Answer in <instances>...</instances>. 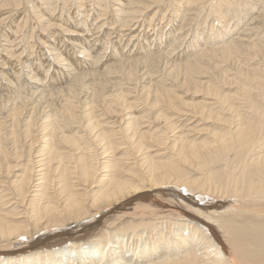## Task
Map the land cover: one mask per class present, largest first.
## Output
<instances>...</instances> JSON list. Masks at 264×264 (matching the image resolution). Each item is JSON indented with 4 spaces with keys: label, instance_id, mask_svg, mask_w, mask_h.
Listing matches in <instances>:
<instances>
[{
    "label": "bare ground",
    "instance_id": "obj_1",
    "mask_svg": "<svg viewBox=\"0 0 264 264\" xmlns=\"http://www.w3.org/2000/svg\"><path fill=\"white\" fill-rule=\"evenodd\" d=\"M108 1L91 0V2H89L90 5H87L88 15L85 17L86 23H84H90L89 15L92 11L91 7H96V5H99L101 7V11L96 9L97 7L94 10L98 13V17H105L102 20V23L98 25L97 28H102L106 24L110 23L112 20L106 23V20L109 17V15L107 16V13L109 12H107V9L109 7ZM160 1L161 0H129L128 2L130 7L128 9L124 7L125 10L124 8H121L124 10L121 11H123L126 15H124L126 17L124 22L125 26L131 28V23L132 25L138 24L139 18L142 17L143 10L148 8L150 10L152 4L154 5V3L156 4ZM54 2L60 3L57 0H54ZM177 2L179 3L178 6L174 4L172 7L174 14L172 15L178 16L180 13H182V11H184L185 14L184 18H181L182 24L180 23V28H178L180 34L175 37L176 39L179 37L182 38V31L186 30L187 28L189 29V26H193V20H198V18L201 19L202 14L203 12H205V8L207 6L204 5L202 8L201 6L204 3L199 4L197 0H178ZM196 2L198 3V8H192V6H188L189 8L185 9L182 8L183 4L185 6L194 4ZM47 3H49L48 0L45 4ZM82 3L79 6H84V4ZM121 3L123 2H120L119 0L120 5ZM9 4L10 7L11 4L17 6L20 4V0H3V6ZM66 4H62L63 6H61L60 4H54L55 6L53 5L51 10L56 11L58 8L61 9L62 13L59 15L63 17L66 13V10L64 11V8H66ZM35 6L36 5H33V7ZM207 7H209V10L206 17L213 22L215 20H218V22L223 23V25H219V27H217L216 25L215 29L212 27L209 30V33L211 31L213 32L210 33V35H215V39H221V41L219 42L222 43L215 42L218 43L215 44L213 42L214 44H211V42L209 45V41L211 39H206L207 37L203 38L206 45L202 48V51H200L199 53L197 52V54H195L185 62H183V59L180 58L182 62L178 63L177 61V64L172 65L173 67L170 65L171 63L169 64L168 61V58L172 55V53L169 54L168 51L157 54L153 53L155 52L152 50L154 46L153 44L154 42L156 44L155 40L157 38H155L151 34L152 36L149 35L143 37V40L140 39L141 41H143L142 44L144 43V41H149L150 45L148 49L143 52L149 53L150 55L140 57L143 55L141 54L140 56H138L139 58H134L133 60L127 62L120 60V62L116 65H110V63H108L109 66H104L105 68L101 72L86 74L84 72L83 75H79L78 77H76L73 73L75 70L73 69L78 68L76 67L78 64L75 66L76 61L74 62V59H72L75 63L74 65L72 64L74 68L70 69V67V70H68V72H63V75L60 77H52L53 79H51L52 81L50 80L51 82L49 81L50 83L48 82L49 84H46V76L43 78L45 79L44 81L41 79V85H36V82H38V77L40 76V72H37L36 70L28 72L27 69H25L24 71H20L18 68L19 71L14 77L17 79L12 80L10 77V85L13 86L15 90H18L20 86L24 87L23 89H20V91L18 90V92L13 89V91L17 92L15 93V96L12 95L14 94L12 92L11 95L13 96V98L6 97L5 95L0 94V114H2L0 116V264H264V151L260 152L259 150L261 154L259 153L257 157L255 156L256 158L254 161H252L250 164H244V168L242 170L243 172L240 176H235L232 172L230 173L228 168L222 172L212 173L210 170H208L206 173V169L213 163L221 161L226 156L229 157L228 153L230 151L241 150L240 154L247 155L250 149H255V147L259 146L261 140L263 139L264 66L261 67V65L259 64L260 66L256 65L253 66V68L251 67V69H249L246 67V64H244L243 67L245 66V69H240L241 71H243V74H245V78L248 77L252 80V82L253 80H256L257 84L263 85V87L259 91V94L261 93L260 95H263L262 97H258V95V98L256 99L253 95L252 96L254 98L251 96V93H253L251 91L253 90L251 84H248L247 86L245 84H242L243 86L239 85L240 89H242V91L244 92L246 91V93L248 94L244 98L243 95H241V99H244L248 107H246L248 109L246 110V118L242 119L240 117V111H236V107L233 108L234 106L230 103L231 106L229 110L233 115V118L230 119L231 114L229 112L228 113L230 115L227 119L222 118L221 114H219V118L217 117L218 120L222 119L223 122L228 125V131L226 132V134L220 135L215 132L212 134L213 139L201 142H193L187 140V134L180 135L174 138V140L172 141V138L170 139L169 137V134L171 133L168 134L167 129L170 128V130L174 133L176 127H174L173 125H175V122L173 121L174 124H171L172 128L166 127V125L169 126V124L172 122L169 118L166 117V114L164 112V114H157L154 118L150 116L152 114L151 112L150 115H148L146 111L142 113L140 112L141 114H138V112L136 114L134 111H132L133 108H136L133 105L134 102L129 100L131 98L132 92H138V94L136 93V95H138L139 98L142 99L146 96L144 99L148 102L149 96L153 92L152 89H154L155 95H158L157 102L166 101L172 105L171 99L176 98V94L173 89H163L159 86L150 84V87L147 88V90L145 89L146 91H144V89H140L143 91L137 90L138 85L134 88L127 87L128 89H126L125 91L122 90L124 89L122 86L120 87V89H118L119 87L116 84H113L114 86H116L115 88L118 89V91L116 90L117 92H115V94L113 95V99H111L112 97L108 94L101 95V93H99L105 88L103 86L105 85V83L102 81L110 76L109 74L114 71V66H116V68L118 69H125V73L123 71L122 72L126 75L127 79L132 82L134 80H138V78L141 80L147 78L150 79L149 75L152 73V71L162 73L164 69H161V65L164 67H167L169 65L171 66V70L170 72L165 73L167 75L165 76V78L172 76L176 79L180 75H182L185 78L183 86L186 87L187 85V88L185 89H188L190 85L194 84V88L199 91L202 86V80L197 81L195 80L196 78L194 79V77L195 75H205V73H207L209 69V62L213 60V58L221 59L226 64L228 62L234 63L233 61L237 58L236 56L243 57L245 55L248 56L249 54H251L253 56L262 55L264 57V0H211ZM43 8L45 9V7ZM156 8H153V10ZM196 8L197 11H195ZM72 11H74V9ZM77 11L75 12V14H73L74 16L69 15V18L71 17L70 19L74 20L75 17L79 18L80 14L83 12ZM119 11L120 10H117V12ZM251 11H253V14H250ZM35 13L36 12H34V14ZM154 13L158 14L159 12ZM166 13L167 12H165V14ZM66 14L68 15V12ZM92 14H94V12ZM218 14L220 16H216ZM155 16L157 18V15ZM159 16L160 15L158 14V17ZM191 16H194L195 18ZM203 16L205 15L203 14ZM118 17L119 16H117V18ZM121 17L122 16H120V18ZM164 17L165 15L163 16V19ZM147 18L149 17H146V19ZM169 19H171L169 20L171 22L172 16L169 17ZM233 19L234 23L231 24V20ZM64 20L66 21V19ZM119 20V18L118 20L116 19V21ZM245 20L250 22L247 23V21ZM26 21H28V19ZM174 21L176 22V20ZM204 21H206V19ZM49 22H51L50 26L52 28L53 21ZM241 22H246L247 26L243 29L242 32L238 33L237 37L232 38L231 40L228 39L229 41L226 42V39L224 40V37L231 36L230 34H232L233 31H235L237 28H239V26L242 24ZM36 23H38L37 19ZM62 24H60V26H62ZM65 24H67V22ZM149 24L151 25L153 24V22H150ZM71 25L72 24L70 21L68 27ZM47 26H45V29ZM140 28L138 30H140ZM9 29L12 30L10 27ZM68 29L69 28L66 27V30ZM28 30H30V28ZM85 30L88 29L85 28ZM89 30L91 31V29ZM200 30L201 29H199V31ZM222 30H224V32H222ZM59 31L58 33L61 32ZM69 31H73L74 33L76 29H71ZM97 31L99 32V30ZM204 31H206V28ZM62 32L64 31L62 30ZM104 32L107 33L108 31ZM154 32H156V30H154ZM50 33H53V30ZM94 33L97 34V32ZM115 33L117 32L115 31ZM204 33L205 32H198L196 36H193L196 37L194 40L197 39L198 42L200 39H202V37H204ZM83 34H85L84 37L82 36L83 42L85 41L86 43L87 40H90V44L91 41L95 39L96 42L99 41V37L102 35L101 33L99 37L96 36L95 38L92 37L93 35L86 36V33ZM173 34H175V32H163L161 37L159 38L160 41L158 44L162 42L164 43V41L167 39L169 40V37H172ZM242 34L245 36H243ZM5 35L7 36L8 32H6ZM22 35L20 37H22ZM49 35L48 39H50V37L52 38V36ZM110 35H108V38H106V36L105 38L102 36L105 45L103 46L104 49H107L111 43ZM136 35L137 37H140V33H137ZM252 35L258 36V38H256L257 40L249 41ZM175 38L174 40H172V42L175 41ZM62 39L64 38L62 37ZM184 39L182 41H184ZM203 39L200 41L203 42ZM70 40V44L75 41V39ZM100 40H102V38ZM200 41L199 44L202 43ZM32 42L31 44L34 43ZM75 42L74 44L77 45L76 48H79L78 46L81 45ZM83 42H80V44H83ZM116 42L117 43L115 45L120 43L118 41ZM135 44L139 46L138 43ZM181 45L182 42L180 44L174 43L173 47L171 48L172 51L178 50ZM111 46H113V44ZM114 47L111 48L113 49ZM128 47L130 49V46ZM188 47L189 46H187V48ZM193 47L195 48L194 42L189 48ZM83 49L84 48H82V54L88 55L89 52H91L87 48H85L84 51ZM36 51L37 50H34V52L31 51L32 54H30L33 61L35 58L34 53ZM42 52L44 51L42 50L41 53ZM53 52H55V50ZM185 52L188 53V50ZM93 53L91 55L89 54V56L91 57ZM63 54L64 52L60 51L59 54L55 56V58L61 55L63 56ZM74 55L75 52L73 54V58H76V56ZM184 55L186 54L184 53ZM104 56H102L98 52V57H94L95 59L94 61L92 60V63L94 65H98V63H101V59ZM105 57V60H108L107 58L109 57ZM246 57H244V59H247ZM237 59L239 60V58ZM163 60H166L164 65L163 63H161ZM256 61L258 62V60ZM256 61L255 64L257 63ZM230 63H228V67H230ZM40 64H43V62L40 61ZM55 66L57 65L55 64ZM87 67L88 66H86V69ZM137 67L139 77L136 74L137 72H135L137 70ZM14 70L17 71L16 68H14ZM59 70L60 69L57 68V72L61 73ZM88 70H86V72ZM240 70L239 72L241 74L242 72ZM4 72L2 76H4ZM209 72L212 73L211 70H209ZM24 74L28 75L31 80L21 81L22 75ZM224 74L226 73L224 72ZM46 75H48V71ZM68 75L75 76V78H72L70 76V78L72 79L68 81L66 80L67 77H63ZM204 75L203 77H205ZM141 76L142 78H140ZM227 76L228 75L226 74L225 78H227ZM175 79H172V81ZM6 80H8V78ZM86 80H92L93 82L88 81V83H85ZM231 80L228 83L234 82ZM157 83L159 84V82ZM238 84L239 83H237V85ZM80 85H82L81 88H79ZM11 86L9 88H11ZM26 87L28 89H26ZM9 88L6 90H9ZM217 90H219V88ZM3 91L0 92L3 94ZM210 91L212 90H209V94H213L219 97L225 103L229 102L230 100H236L237 103L239 99L236 96L237 94L235 95L234 93V95H223L218 91ZM201 92L202 91H200V93ZM9 93L10 92H8V94ZM83 97L85 99L81 100V98ZM217 97L215 98L217 99ZM202 98L206 97H204L203 95ZM206 99H208V97ZM152 101L154 103V100ZM82 102H84L85 104H82ZM89 102H92V104L90 105ZM191 103L192 105L189 106H191L195 110V113L199 114V109L197 107L198 104L196 105L193 104V102ZM218 103L216 104L218 105ZM57 104H59L60 108H56ZM225 105L227 106L229 104ZM54 106L56 109L54 108ZM84 107L86 109H84ZM152 108H154V106ZM204 111L205 110H202L200 112V114H202L201 116H204ZM182 112L179 111L181 115ZM246 112L244 110V113ZM205 115L206 116L204 117L207 119L213 117L212 113H209V116H207V114ZM45 117L46 119H44ZM174 119H176V117ZM154 121H164L163 124L166 125H162L163 127H159L158 125H155ZM180 122L183 121L181 120ZM193 123L195 122L193 121ZM177 130L179 129L177 128L176 131ZM263 147H261L262 150ZM231 154L233 153H230V155ZM251 160L249 159V161ZM22 161H24V163H22ZM254 166L256 167V174H253L252 171V167ZM248 168L250 170H248ZM189 170L191 172L202 174L197 178H193L190 176ZM224 180H226V185L229 182H235L233 195L236 196L235 203L223 204L218 207H214L212 205L208 206L200 204L199 200H192V197H187V193H182L180 190L175 189L184 188L187 192H195L197 194V197L199 195L200 200L207 201V199L211 197L210 193H208L210 192L211 188L219 183L222 184ZM229 191L230 190L226 188L224 191V195H228ZM232 194L233 193L231 192V195ZM7 197L11 198L7 200ZM14 200L16 201L12 202V205L10 206L12 208L8 209L9 207H6V205L8 203L10 204V202ZM22 204H24V208ZM20 206H22V210L20 209ZM117 232L119 233L118 236L115 235V233ZM97 238L100 240H97ZM109 242L113 244H110Z\"/></svg>",
    "mask_w": 264,
    "mask_h": 264
},
{
    "label": "rangeland",
    "instance_id": "obj_2",
    "mask_svg": "<svg viewBox=\"0 0 264 264\" xmlns=\"http://www.w3.org/2000/svg\"><path fill=\"white\" fill-rule=\"evenodd\" d=\"M47 2V0H20V4L19 5H14V4H11V7H10V4L9 5H6V6H3L2 4H3V0H0V49H1V51H0V56L2 57V55H3V57L1 58L0 57V63H2V64H0V80H1V84H0V91H3L4 89V93L2 94L1 92H0V94L1 95H5L6 97H12L13 98V96H15V93H17L18 92V90L20 91V89H23V87L24 86H20L19 87V89L18 90H15L14 88H13V86H11L10 85V77H11V79L12 80H16L17 78H14L16 75H17V73H18V71L20 70H25V69H27V71L28 72H30V71H32V70H36L37 72H40V78L38 77V82H36L37 84L36 85H41V83H42V80L44 81L45 79H47V81H46V84L51 80V79H53L52 77H54V76H57V77H60V76H62L63 74V72H68V70H70V69H72V68H74V62L76 61V64H75V66L76 67H78V68H75V69H73V70H75L73 73L75 74V76L76 77H78L79 75H83L84 74V72H85V74L86 73H96V72H101V71H103V69L105 68V67H107V66H109V64L108 63H110V65H116V64H118L119 62H120V60L122 61H124V62H127V61H130V60H133L134 58H139L138 56H140L141 54H143L142 56H140V57H145V56H147V55H150L149 53H144L143 51H145L146 49H148V47H149V41H144V43L142 44V42L143 41H141V40H143L144 38L143 37H146V36H154L155 38H157L155 41H156V44H155V42H154V46H153V51H155V52H153V53H161V52H164V51H168V53L169 54H171L172 53V55L168 58V61H169V64L172 66L173 64H177V61H178V63H180V62H182V60L181 59H183V62H185L186 60H188V59H190L192 56H194L195 54H197V52L199 53L200 51H202V48L206 45L205 44V41H204V39L203 38H206V39H208V38H210L211 40L209 41V45H210V43L211 44H214L215 42H219V41H221V39H215V35H210V33H213L212 31L209 33V30L213 27L214 29L216 28V25H217V27H219V25H223V23H220V22H218V20H215L214 22L212 21V20H209L206 16H207V12H208V10H209V7H207L208 5H209V3L211 2V0H197L198 1V3L200 4V3H204L201 7L203 8V6L204 5H207L206 6V8H205V12H203V14L205 15V16H203V14H202V17L204 18V17H206V18H202L201 17V19H199L198 18V20L196 19V20H193L192 22H193V26L191 27V26H189V29L187 28L186 30H184V31H182V38H175L176 36H178L179 34H180V32L178 31L179 29L178 28H180V25L182 24V19L184 18V14H185V12L184 11H182V13H183V15H182V13H180L178 16H173L174 14H173V5L175 4L176 6H178V0H161L159 3H154V5L152 4L151 5V7H150V10H149V8L148 9H145V10H143V14H142V17H140L139 18V23L138 24H135V25H132V23L130 24L132 27L130 28V27H128V26H125V24H124V22H125V19H126V15H125V13L123 12L124 10H125V8L126 9H128L129 7H130V5H129V0H120V2H123L124 3V6H123V3H121V5L119 4V0H107L108 1V5H109V7H108V9H107V12L109 13H107V16L109 15V17H108V19L106 20V23H108V22H110L111 20V22L110 23H108V24H106L105 26H103L102 28H97L98 27V25H100L101 23H102V20L105 18L104 16L103 17H98V13L97 12H95L94 10H95V8L96 9H98L99 11H101V7L99 6V5H96V7L95 6H93V8L91 7V9H92V11H91V13H90V15H89V20H90V23H88V24H85L86 22H85V17L88 15V13H87V5L89 6L90 5V3L89 2H91V0H57V1H59L60 3H58V2H54V0H48V2L49 3H47V4H45L46 2ZM68 1H70V2H68ZM73 1H75V2H73ZM80 1H81V3L82 2H84V3H82V4H84V6H79L81 3H80ZM114 1V2H113ZM116 1V2H115ZM118 1V2H117ZM127 1V2H126ZM180 1H183V0H180ZM213 1V0H212ZM32 2V3H31ZM111 2V3H110ZM170 2V3H169ZM175 2V3H174ZM21 3H22V5H21ZM35 3V4H34ZM51 3V4H50ZM55 5H61V6H63L64 4H66V8H64V11L67 13L68 12V15L65 13L64 15L65 16H63V17H61L59 14H61L62 13V10L61 9H57L56 11H52L51 9H52V7H53V5L54 4ZM75 3V4H74ZM78 4V6H77V4ZM112 3H113V6H112ZM172 3V4H171ZM177 3V4H176ZM197 3V2H196ZM196 3H194V4H189V5H185L184 6V4L182 5V8L183 9H185V8H189L190 6H192V8H195V7H197V5H198V3L196 4ZM215 3V2H214ZM213 3V4H214ZM32 4V5H31ZM50 4V5H49ZM63 4V5H62ZM116 4V5H115ZM33 5H36L35 7L37 8V7H39V8H35V7H33ZM47 5V6H46ZM54 5V6H55ZM69 5H71V6H69ZM49 6H51V7H49ZM77 6V7H76ZM117 6V7H116ZM121 6V7H120ZM180 6V5H179ZM189 6V7H188ZM43 7H45V9L43 8ZM98 7H100V8H98ZM116 9H114V8ZM125 7V8H124ZM157 7V8H156ZM159 7V8H158ZM226 7V6H225ZM228 7V6H227ZM26 8V9H25ZM70 8V9H69ZM80 8H81V10H80ZM119 8V9H118ZM121 8H124V10L123 9H121ZM153 8H156V9H154L153 10ZM198 8V7H197ZM197 8L195 9V11H197ZM74 9V11H72ZM112 9V10H111ZM142 9H143V7H142ZM171 9H172V11H171ZM27 10V11H26ZM35 10V11H34ZM37 10V11H36ZM49 10V11H48ZM51 10V11H50ZM68 10V11H67ZM81 11V12H83V13H81L80 14V17L79 18H77V17H75V20L74 19H70L69 18V15L70 16H74L73 14H75V12L76 11ZM83 10V11H82ZM84 10H85V13H84ZM117 10H123V11H121V13H120V11L119 12H117ZM207 10V11H206ZM72 13H71V12ZM77 11V12H78ZM148 11V12H147ZM153 11V12H152ZM192 11H194V10H192ZM191 11V12H192ZM34 12H36L35 14H37V15H35L34 14ZM44 12V13H43ZM52 12H54V13H52ZM94 12V14H92ZM123 12V13H122ZM154 12H159L158 14L160 15L159 17H158V14H156V13H154ZM165 12H167L166 14H165ZM170 12V13H169ZM233 12V11H232ZM20 13V14H19ZM70 13V14H69ZM114 13H115V16L117 15V16H119L118 18L120 19L119 21H116V19L118 20V18H117V16H116V18H115V16H114ZM151 13V14H150ZM154 14V16H153V14ZM9 14H11V15H9ZM19 15V17H18V15ZM32 14V15H31ZM45 14V15H44ZM120 14V15H119ZM147 14V15H146ZM168 14V15H167ZM170 14V15H169ZM173 14V15H172ZM217 14V13H216ZM248 14V13H247ZM250 14H253V11H251V13ZM42 15V16H41ZM50 15V16H49ZM55 15H56V17H55ZM59 15V16H58ZM81 15H83V16H81ZM125 15V16H124ZM146 15V16H145ZM151 15V16H150ZM155 15H157V18H156V16ZM165 15V17H164V19H163V16ZM243 15H244V13H243ZM21 16V17H20ZM27 16H28V18H27ZM39 16H41V17H39ZM54 16V17H53ZM66 16H68V17H66ZM112 16V17H111ZM120 16H122V17H124V18H120ZM172 16V21L170 22L169 20H171V19H169V17H171ZM180 16H183V17H180ZM216 16H220L219 14L218 15H216ZM43 17H45V18H43ZM47 17V18H46ZM58 17H59V19H58ZM65 17V18H64ZM82 17H84V18H82ZM98 17V18H97ZM144 17V18H143ZM146 17H149V18H147L146 19ZM162 17V18H161ZM176 17V18H175ZM191 17H193V18H195L194 16H191ZM7 18V19H6ZM25 18V19H24ZM39 18H40V20H39ZM42 18V19H41ZM48 18H50V19H48ZM53 20H52V19ZM63 20H62V19ZM114 18V19H113ZM182 18V19H181ZM10 19H11V21H10ZM28 19V21H26ZM36 19H37V22L38 23H36ZM54 19H55V21H54ZM59 21H58V20ZM64 19H66V21L64 20ZM70 19V20H69ZM84 19V20H83ZM91 19H92V21H91ZM130 19V18H129ZM128 19V20H129ZM144 19V20H143ZM146 19V20H145ZM149 19V20H148ZM158 19V20H157ZM206 19V21H204ZM211 19V18H210ZM33 22H32V21ZM41 20H43V21H41ZM47 20H49V21H53L52 23V25L53 26H55V25H57V26H55V27H53L52 26V28H51V26H50V23L51 22H49V21H47ZM73 20V21H72ZM114 20H115V22H114ZM124 20V21H123ZM148 20V21H147ZM154 20V21H153ZM165 20H166V22H165ZM174 20H176V22L174 21ZM179 20V21H178ZM202 20V21H201ZM6 21V22H5ZM63 21V22H62ZM70 21H71V24L73 25H71V26H69L68 27V25L70 24ZM97 22V23H95V22ZM146 21V22H145ZM196 21V22H195ZM217 21V22H216ZM245 21H247V20H245ZM28 22V23H27ZM40 22V23H39ZM55 22V23H54ZM67 22V24H65ZM77 22H79V23H77ZM85 22V23H84ZM112 22H113V25H112ZM143 22V23H142ZM145 22V23H144ZM150 22H153V24H149ZM179 24H178V23ZM189 22H191V21H189ZM198 22V23H197ZM206 22V23H205ZM211 22V23H210ZM216 22V23H215ZM231 24H233L234 23V19L233 20H231ZM250 21H247V23H249ZM49 23V24H48ZM63 23V24H62ZM74 23H76V24H74ZM122 23V24H121ZM164 23V24H163ZM169 23H171V24H169ZM181 23V24H180ZM200 23V24H199ZM205 25H204V24ZM242 24L239 26V28H237L235 31H233V33L232 34H230L231 36H228V37H224V40L226 39V42L227 41H229V40H231L232 38H235V37H237L238 36V33H240V32H242L243 31V29L247 26L246 25V22H241ZM15 24V25H14ZM32 24V25H31ZM39 25V27H38V25ZM43 24V25H42ZM49 25V26H47V25ZM55 24V25H54ZM60 24H62V26H60ZM96 24V25H95ZM143 24H145V25H143ZM147 24H149V25H147ZM168 24V25H167ZM174 24H175V26H174ZM178 24V25H177ZM209 24V25H208ZM213 24V25H212ZM225 24V23H224ZM10 25V26H9ZM31 25V26H30ZM47 26L46 27V29H45V26ZM59 25V26H58ZM65 25V26H64ZM78 27H77V26ZM90 25V26H89ZM111 25V26H110ZM140 25V26H139ZM147 25V26H146ZM164 25V26H163ZM167 25V26H166ZM211 25V26H210ZM2 26V27H1ZM13 28H12V27ZM27 26V27H26ZM44 26V27H43ZM96 28H95V27ZM117 26V27H116ZM120 26V27H119ZM122 26V27H121ZM135 26H137V27H135ZM152 26V27H151ZM153 26H154V28H153ZM157 26V27H156ZM175 28H174V27ZM178 26V27H177ZM209 26V27H208ZM9 27L12 29V30H10L9 29ZM19 27V28H18ZM32 27V28H31ZM66 27L67 28H69L68 30H66ZM75 27V28H74ZM92 27V28H91ZM125 27V28H124ZM141 27V28H140ZM146 27V28H145ZM159 27V28H158ZM202 27V28H201ZM5 28V29H4ZM27 28V29H26ZM30 28V30H28ZM85 28L86 29H88V30H85ZM110 28H111V30H110ZM118 30H117V29ZM136 28V29H135ZM140 28V30H138ZM156 28V29H155ZM175 30H174V29ZM177 28V29H176ZM195 28V29H194ZM205 28H206V31H204L205 30ZM36 29V30H35ZM44 29V30H43ZM73 30V29H76V31L73 33V31L71 32V31H69V30ZM78 29V30H77ZM89 29H91V31L89 30ZM113 29V30H112ZM130 29H132V30H130ZM151 29V30H150ZM163 29V30H162ZM197 29V30H196ZM199 29H201L200 31H199ZM203 29V30H202ZM23 30V31H22ZM38 30V31H37ZM40 30V31H39ZM53 30V33H50L51 31ZM61 32H60V31ZM62 30L64 31V32H62ZM81 30H83V31H81ZM97 30H99V32L97 31ZM108 31L109 32V34H108V32L106 33V32H104V31ZM125 30V31H124ZM146 30V31H145ZM154 30H156V32H154ZM161 30H162V33L163 32H165V33H167V32H175V34H173V36L172 37H169L170 39L169 40H171V41H169L168 39V42H167V40H165L164 41V43L162 42V43H160V44H158L159 43V38L161 37V35H162V33H161ZM167 30V31H166ZM194 30H195V33H194ZM19 31H20V33H19ZM30 31V32H29ZM57 31V32H56ZM58 31L60 32V33H66V34H60V33H58ZM79 33H78V32ZM115 31L117 32V33H115ZM120 33H119V32ZM123 31V32H122ZM136 31V32H135ZM177 31V32H176ZM197 31V32H196ZM6 32H8V35L6 36L5 34H6ZM14 32V33H13ZM23 32V33H22ZM29 32V33H28ZM37 32H39V33H37ZM49 32V33H48ZM54 32H55V34H54ZM77 32V33H76ZM91 32H97V34H93V33H91ZM111 32H113V33H111ZM144 32V33H143ZM187 32V33H186ZM198 32H205L204 33V37H202V39H203V42L202 41H200V40H202V39H200L199 41L200 42H202V43H200L199 44V41L197 42V39L196 40H194L196 37H193V36H196L197 35V33ZM222 32H224V30H222ZM246 32V31H245ZM26 33V34H25ZM30 33H32V34H30ZM48 33V34H47ZM58 33V34H57ZM80 33H82V34H80ZM83 33H86L87 35L86 36H88V35H93L92 37H95L96 38V36H98L99 37V35H101V33H102V35L99 37V41H97L96 42V39L95 40H93V41H91V44H90V40L88 41H86V43H85V41L83 42V37L85 36V34H83ZM106 33V34H105ZM129 33V34H128ZM131 33V34H130ZM134 33V34H133ZM137 33H140V37H137ZM156 33V34H155ZM159 33V34H158ZM3 34V35H2ZM19 36H18V35ZM23 34V35H22ZM47 36H46V35ZM50 34V35H49ZM75 34H76V36H75ZM79 36H78V35ZM110 34H114V35H110ZM143 34V35H142ZM152 34V35H151ZM184 34V35H183ZM195 34V35H194ZM248 34V33H247ZM246 34V35H247ZM22 35V37H20ZM26 37H25V36ZM30 35V36H29ZM38 35V36H37ZM43 35V36H42ZM48 35L49 36H52V38L50 37V39H48L49 37H48ZM62 35V36H61ZM70 37H69V36ZM74 35V36H73ZM108 35H110L111 36V38H110V40H111V43H110V45H109V47L107 48V49H104V47L103 46H105L104 45V42H103V37L105 38V36H106V38H108ZM125 35V36H124ZM133 35V36H132ZM190 35V36H189ZM243 35V34H242ZM5 36V37H4ZM24 36V37H23ZM32 36V37H31ZM40 36V37H39ZM41 36H42V38H41ZM46 36V37H45ZM58 36V37H57ZM83 36V37H82ZM103 36V37H102ZM113 36V37H112ZM129 36V37H128ZM157 36V37H156ZM187 36V37H186ZM243 36H245V35H243ZM260 36V35H259ZM14 37V38H13ZM20 37V38H19ZM57 37V38H56ZM62 37L64 38V39H62ZM80 37H82V38H80ZM119 37V38H118ZM132 39H131V38ZM136 39H135V38ZM153 37V38H154ZM191 37V38H190ZM7 38H10V39H7ZM11 38H12V40H11ZM22 38V39H21ZM25 38V39H24ZM29 38V39H28ZM55 38V39H54ZM77 38V39H76ZM102 38V40H100ZM122 38V39H121ZM173 38V39H172ZM174 38H175V41L174 42H172V40H174ZM185 38V39H184ZM256 38H258V36H255V35H252L251 36V38L249 39V41H253V40H257ZM21 39V40H20ZM31 39V40H30ZM43 39H45V40H43ZM58 39V40H57ZM67 41H66V40ZM70 39H75V41H77V42H75V43H77V44H79V45H81V46H78L79 48H76L77 47V45L76 44H74V42L72 43V44H70V41H72V40H70ZM114 39V40H113ZM128 39V40H127ZM141 39V40H140ZM184 39V41H182ZM229 39V40H228ZM7 40H8V42H7ZM30 40V41H29ZM34 40V41H33ZM39 40H40V42H39ZM50 42H49V41ZM65 40V41H64ZM70 40V41H69ZM78 40H79V42H78ZM118 41V42H120L119 44H117V45H115L117 42L116 41ZM126 40V41H125ZM213 40V41H212ZM223 40V39H222ZM7 42V44H6V42ZM11 41V42H10ZM23 41V42H22ZM34 43H33V42ZM36 41V42H35ZM55 41V42H54ZM56 41H58V42H56ZM64 42V44H63V42ZM115 43H114V42ZM134 41V42H133ZM186 41V42H185ZM15 44H17V45H15ZM31 42L33 43V44H31ZM48 42V43H47ZM68 44H67V43ZM80 42H83V44H86V45H83L82 43L80 44ZM93 42V43H92ZM113 42V43H112ZM122 42V43H121ZM147 43V45H146V43ZM182 42V45L180 46V48L178 49V50H175V51H172V47H173V45H174V43H178V44H180ZM184 42V43H183ZM194 42V44H195V48L193 47V48H189L190 46H192V43ZM214 42V43H213ZM131 43V44H130ZM134 43V44H133ZM135 43H138V45L139 46H137V44H135ZM219 43H222V42H219ZM2 44V45H1ZM34 44H36V45H34ZM47 44V45H46ZM69 44H70V47H69ZM75 46H74V45ZM89 44V45H88ZM94 44V45H93ZM97 44V45H96ZM113 44V46H111ZM161 44H163V45H161ZM189 44V45H188ZM215 44H218V43H215ZM7 45H10V46H7ZM11 45H12V47H11ZM58 45V46H57ZM91 45H92V47H91ZM122 45V46H121ZM2 46H3V48H2ZM53 46V47H52ZM116 48H115V47ZM128 46H130V49H129V47ZM136 46V47H135ZM142 46V47H141ZM165 46V47H164ZM186 46V47H185ZM187 46H189L188 48H187ZM10 47V48H9ZM34 49H33V48ZM47 47H49V48H47ZM54 47H56V48H54ZM61 47V48H60ZM68 47V48H67ZM73 47V48H72ZM93 47H94V49H93ZM111 47H114L113 49L111 48ZM118 47V48H117ZM128 47V48H127ZM131 47H132V49H131ZM168 47V48H167ZM10 50V52H9V50ZM31 48H32V50H31ZM36 48V49H35ZM82 48H87L89 51H91V52H89V54L91 55L93 52H95V53H93V55L90 57L89 56V54L87 55V54H82L81 52H82ZM120 48V49H119ZM5 49H7V50H5ZM17 51H16V50ZM24 49H25V51H24ZM52 49V50H51ZM60 49V50H59ZM84 49H83V51H84ZM91 49V50H90ZM168 49V50H167ZM183 49H187L188 50V53L187 52H185V51H187V50H183ZM195 49V50H194ZM198 51H197V50ZM14 50V51H13ZM19 50H21V51H19ZM34 50H37L35 53H34V55H35V58H34V61H33V59H31V55L30 54H32L31 53V51L32 52H34ZM44 51V52H42L41 53V51ZM55 50V52H53ZM58 50V51H57ZM73 50V51H72ZM112 50H114V51H112ZM132 50V51H131ZM138 50V51H137ZM161 50V51H160ZM170 50V51H169ZM174 50V49H173ZM5 51V52H4ZM60 51H63L64 52V54H63V56L61 55V56H59V57H57V58H55V56H57L58 54H59V52ZM67 51V52H66ZM125 51V52H124ZM136 51V52H135ZM179 51V52H178ZM190 51V52H189ZM193 51V52H192ZM14 52V53H13ZM23 52H24V54H23ZM58 52V53H57ZM74 52H75V55L74 56H76V58H73V54H74ZM98 52L102 55V56H107V57H109V58H107L108 60H105V56L101 59L102 61H101V63H98V65L97 64H93L92 63V60L94 61V59L96 58V57H98ZM109 52V53H108ZM116 54H115V53ZM124 52V53H123ZM174 52V53H173ZM57 53V54H56ZM66 53V54H65ZM128 53V54H127ZM181 53V54H180ZM184 53L186 54V55H184ZM15 55V57H14V55ZM36 54H37V56H36ZM39 54V55H38ZM50 54H52V55H50ZM69 54V55H68ZM81 54V55H80ZM97 54V55H96ZM121 54H122V56H121ZM5 55V56H4ZM11 55V56H10ZM33 55V56H34ZM40 55H42V56H40ZM48 55V56H47ZM87 55V56H86ZM95 55H96V57H95ZM131 55V56H130ZM180 55H182V56H180ZM17 56V57H16ZM135 56V57H134ZM175 56V57H174ZM247 55H245V56H240V57H242V58H240L239 56H236L237 58H239V60L236 58L233 62L234 63H230V62H228V63H230V67H228L229 66V64L228 63H226L227 64V66H226V64L221 60V59H217V58H213V60H211L210 62H209V65H208V67H209V69H208V74L207 73H205V77H203V75H195V77H194V79L195 80H197V81H201L202 82V86H201V88H200V90L199 91H197V89H195L194 88V84L193 85H190V87L188 88V89H185V88H187V85H186V87H184L183 85H184V82H185V78L182 76V75H180L178 78H176L175 79V77L173 78L172 76L170 77H166L165 78V76H167L165 73L166 72H170V70H171V66H167V67H164V66H162L161 65V69L163 70L164 69V71L161 73V72H154V71H152V73L149 75V77H150V79L149 78H147V79H139L138 78V80H134V81H132V82H130L128 79H127V77H126V75L124 74L125 73V69H118V68H116V66H114L113 68H114V71L112 72V73H110L109 75V77L108 78H106V79H104L102 82H104L105 83V85H103L105 88H104V90H99L100 92L99 93H101V95H110L112 98L111 99H113V95L115 94V92H117L118 91V89H120V87L122 86L124 89H122V90H125L126 91V89H128L127 87H131V88H134V87H136L137 85H138V87H137V90H140V89H144V91H146L147 90V88H149L150 87V84H153L154 86H159V87H161V88H163V89H173L174 91H175V94H176V98H172L171 100H172V105L171 104H169V102H166V101H162V102H157V96L158 95H155V91H154V89H152V93L150 94V96H149V100H148V102L147 101H145V97L142 99V98H139V96L138 95H136V93L138 94V92H132V94H131V98L129 99L130 101H132V102H134V107H136V108H133L132 109V111H134L136 114H137V112H138V114H141L142 112H147V114L148 115H150V112L152 113L150 116L151 117H154L155 118V116L157 115V114H166V117L167 118H169L170 120H171V122L172 123H170L169 124V126H167L166 124H163L164 123V121L163 122H157V121H154V123H155V125H158L159 127H163L162 125H166V127H171L172 128V125L174 124V122H175V125H173L174 127H176V129L178 128L179 130H177L176 131V129L174 130V133H173V131H171L170 130V128H168L167 129V132H168V134L169 133H171V134H169V137H170V139L173 141L174 140V138H176V137H178V136H180V135H186L187 136V140H189V141H193V142H201V141H207V140H211V139H213V137H212V134L213 133H218V134H220V135H223V134H226V132L228 131V129H227V127H228V125L227 124H225L224 122H223V120L221 119V120H218V118L220 117V115L219 114H221V116H222V118H224V119H227V118H229V115L231 114L230 113V110H229V108H230V106L231 105H233L234 107L233 108H235V110L237 111H240V117L242 118V119H245L246 118V114H247V112H246V110H248L247 108V105H246V103H245V101H244V97H246L248 94L246 93V91L244 92V91H242V89H240V87H239V85H248V84H251V87H253L252 89L254 90H251L253 93H251V96L253 95L254 97H255V99L256 98H258V97H262V95H260L259 94V91H260V89L263 87V85H261V84H257V82H256V80H253V82H252V80L251 79H249L248 77H246L245 78V74H243V71H241L242 69H245L244 67H243V65L244 64H246V67L247 68H249V69H251V67L253 68V66H256V65H258V66H260L261 65V67L262 66H264V57L261 55V56H253V55H251V54H249L247 57H246ZM5 57H6V59H5ZM23 57V58H22ZM45 57V58H44ZM95 57V58H94ZM124 57V58H123ZM178 57V58H177ZM183 57V58H182ZM187 59H186V58ZM244 57H246L247 59H244ZM256 57V58H255ZM14 60H13V59ZM59 58V59H58ZM67 60H65V59ZM93 58V59H92ZM181 58V59H180ZM21 59V60H20ZM36 59V60H35ZM47 59V60H46ZM53 59V60H52ZM72 59H74V62H73V60ZM84 59V60H83ZM91 59V60H90ZM250 59V60H249ZM4 60H5V62H4ZM10 60V61H9ZM20 60V61H19ZM56 60V61H55ZM72 60V61H71ZM167 60V59H166ZM166 60H163L161 63H163V65L165 64V61ZM181 60V61H180ZM237 60V61H236ZM256 60H258V62L256 61ZM263 60V61H262ZM27 61V62H26ZM40 61L41 62H43V64H40ZM70 61V62H69ZM83 61H85V62H83ZM105 61V62H104ZM217 61H218V63H217ZM243 61H244V63H243ZM246 61V62H245ZM255 61L257 62L256 64H255ZM260 61V62H259ZM6 62H7V64H6ZM30 62V63H29ZM37 62V63H36ZM39 62V63H38ZM46 62H47V64H46ZM49 62H51V63H49ZM103 62V63H102ZM215 62H216V64H217V66H216V64H215ZM240 62V63H239ZM241 62H242V64H241ZM247 62H248V64H247ZM252 62V63H251ZM262 62V63H261ZM5 63V64H4ZM14 63H15V65H14ZM22 63H25V64H22ZM66 63H68V64H66ZM71 63V64H70ZM81 63H82V65H81ZM237 63V64H236ZM251 63V64H250ZM18 64H19V66H18ZM33 64V65H32ZM50 64V65H49ZM55 64L57 65V66H55ZM59 64H61V65H59ZM66 64V65H65ZM73 64V65H72ZM84 64V65H83ZM225 64V65H224ZM252 64H254V65H252ZM260 64V65H259ZM7 65V66H6ZM13 65V66H12ZM40 65V66H39ZM73 67H72V66ZM101 65V66H100ZM221 65V66H220ZM238 65V66H237ZM240 65V66H239ZM242 65V66H241ZM6 66V67H5ZM39 66V67H38ZM46 66V67H45ZM68 66V67H67ZM83 66V67H82ZM86 66H88L87 67V69H86ZM97 66V67H96ZM98 66H99V68H98ZM105 66V67H104ZM232 66V67H231ZM249 66V67H248ZM3 67V68H2ZM11 67H13V68H11ZM23 67V68H22ZM32 67V68H31ZM35 67V68H34ZM37 67V68H36ZM49 69H48V68ZM53 67H55V68H53ZM63 67H67V68H63ZM71 67V68H70ZM85 67V68H84ZM173 67V66H172ZM219 67V68H218ZM234 67V68H233ZM239 67H241V68H239ZM14 68H16V70L17 71H15L14 70ZM18 68H19V70H18ZM46 70H45V69ZM57 68H59L60 70V72L61 73H58L57 72ZM63 68V69H62ZM70 68V69H69ZM81 68V69H80ZM88 68H89V70H88ZM96 68V69H95ZM169 68V69H168ZM221 68V69H220ZM237 68V69H236ZM5 69V70H4ZM7 69H9V70H7ZM13 69V70H12ZM40 69V70H39ZM64 69H65V71H64ZM78 69V70H77ZM84 69V70H83ZM167 71H166V70ZM224 69V70H223ZM233 69V70H232ZM237 70V71H235V70ZM241 69V70H240ZM86 70H88L87 72H86ZM120 70V71H119ZM209 70H211L212 71V73L211 72H209ZM223 70V71H222ZM230 70V71H229ZM239 70L242 72L241 74H240V72H239ZM5 71V72H4ZM47 71H48V75H46L47 74ZM79 71V72H78ZM93 71V72H92ZM124 73H123V72ZM232 71H234V72H232ZM2 72V73H1ZM3 72H4V76H2L3 75ZM12 72H14V73H12ZM45 72V73H44ZM83 72V73H82ZM135 72H137L136 74L138 75V77H139V72H138V67H137V70L135 71ZM224 72L228 75L227 76V78H225V76H226V74H224ZM227 72H230V73H227ZM237 72H238V74H237ZM5 73H6V75H5ZM10 73V74H9ZM50 73V74H49ZM79 73H81V74H79ZM122 73V74H121ZM234 75H233V74ZM60 74V75H59ZM135 74V75H136ZM159 74H160V76H159ZM164 74V75H163ZM235 74H237V75H235ZM155 75V76H154ZM158 75V76H157ZM207 75V76H206ZM233 75V76H232ZM239 75H240V77H239ZM42 76V77H41ZM47 76V77H46ZM69 76V77H68ZM68 76H63V77H67L66 78V80H71L73 77L75 78V76H72V75H68ZM70 76L72 77V78H70ZM108 76V75H107ZM122 76V77H121ZM208 76H209V78H208ZM211 76V77H210ZM243 76V77H242ZM24 77V78H23ZM29 76L28 75H22V80L21 81H27V80H31L30 79V77L28 78ZM44 77H46L45 79H43ZM160 77V78H159ZM203 77V78H202ZM207 77V78H206ZM231 77H233V78H231ZM264 77V76H263ZM8 78V80H6V79ZM140 78H142V76L140 77ZM184 80H182V79ZM235 78H237V79H235ZM242 78V79H241ZM244 78V79H243ZM3 79V80H2ZM4 79H5V82H4ZM42 79V80H41ZM122 79H123V82H122ZM152 79V80H151ZM158 79V80H157ZM172 79H175V80H173L172 81ZM199 79V80H198ZM232 79V80H231ZM242 80V82H241V80ZM121 80V81H120ZM205 80V81H204ZM208 80H210V81H208ZM234 81L233 83H228L229 81ZM237 80H239V81H237ZM244 80V81H243ZM245 80H246V82H245ZM52 81V80H51ZM50 81V82H51ZM88 81L89 82H91L92 80H86V82L85 83H88ZM111 81V82H110ZM113 81H116V82H113ZM125 81V82H124ZM139 81V82H138ZM146 81V82H145ZM150 81V82H149ZM151 81H152V83H151ZM154 81V82H153ZM161 81V82H160ZM163 81V82H162ZM171 81V82H170ZM181 81V82H180ZM182 81H183V83H182ZM206 83H204V82ZM207 81V82H206ZM226 81H227V83H226ZM236 81V82H235ZM250 81V82H249ZM49 82V83H50ZM66 82V81H65ZM93 82V81H92ZM108 82V83H107ZM118 82V83H117ZM156 82V83H155ZM157 82H159V84L157 83ZM170 82V83H169ZM176 82V83H175ZM245 82V83H244ZM248 82V83H247ZM6 83V84H5ZM48 83V84H49ZM103 83V84H104ZM141 85H140V84ZM147 83V84H146ZM156 85H155V84ZM182 83V84H181ZM237 83H239L238 85H237ZM4 84V85H3ZM9 84V85H8ZM111 84V85H110ZM113 84H116L119 88L117 89V88H115L116 86H114ZM127 84V85H126ZM200 84V83H199ZM210 84V85H209ZM221 84V85H220ZM226 84H228V85H226ZM179 85V86H178ZM208 85V86H207ZM242 85V86H243ZM3 88H2V87ZM11 86V88H12V90H11V88H9ZM79 86V85H78ZM81 86L82 85H80V87L79 88H81ZM107 86V87H106ZM140 86V87H139ZM183 86V87H182ZM193 86V87H192ZM238 86V87H237ZM255 86H257V87H255ZM5 87V88H4ZM31 87V86H30ZM181 89H180V88ZM192 87V88H191ZM217 87V88H216ZM9 88V90H6V89H8ZM113 90H112V89ZM183 88V89H182ZM206 88V89H205ZM219 88V90H217ZM238 88H239V90H238ZM248 88V87H247ZM246 88V89H247ZM13 89L15 90V91H17V92H15V91H13ZM26 89H28L27 87H26ZM115 89V90H114ZM146 89V90H145ZM190 89V90H189ZM117 90V91H116ZM122 90H120V91H122ZM208 90V91H207ZM209 90H212V91H210V92H215V91H218V92H220V94H232V95H236L237 96V98H239L238 99V101H237V103H236V100L234 101V100H230L229 102H227V103H225V102H223L219 97H217V96H215V95H213V94H209L208 92H209ZM221 90V91H220ZM79 91H80V89H79ZM119 91V92H120ZM140 91H143V90H140ZM200 91H202L201 93H200ZM207 91V92H206ZM8 92H10L9 94H8ZM12 92L14 93V94H12ZM238 92V93H237ZM242 92V93H241ZM154 93V94H153ZM234 93V94H233ZM13 96H12V95ZM202 94V95H201ZM256 94V95H255ZM9 95V96H8ZM135 95H136V97H135ZM153 95V96H152ZM203 95H204V97H208V99H206V98H202L203 97ZM240 95V96H239ZM241 95H243V98L241 99ZM259 95V96H258ZM133 96H134V98H133ZM239 96V97H238ZM252 96V97H253ZM258 96V97H257ZM152 97H153V99H152ZM210 97V98H209ZM211 97H214V98H211ZM215 97H217V99L215 98ZM253 97V98H254ZM136 98V99H135ZM159 98H163V97H159ZM158 98V99H159ZM85 98L83 97V98H81V100H84ZM156 99V100H155ZM216 99V100H215ZM219 99V100H218ZM135 100V101H134ZM144 100V101H143ZM152 100H154V103H153V101ZM214 100V101H213ZM139 101V102H138ZM218 101H219V103H218ZM85 102V101H84ZM84 102H82V104H85ZM140 102H141V104H140ZM145 102H146V104H148V105H146L145 104ZM191 102H193V104H198V111H199V114L198 113H195V110L191 107V106H189V105H192V103ZM196 102V103H195ZM199 102V103H198ZM215 102V103H214ZM235 102V103H234ZM90 103V105L92 104V102H89ZM139 103V104H138ZM152 103H153V106H154V108H152L153 106H152ZM183 103H184V105H183ZM216 103H218V105L216 104ZM229 104V105H225V104ZM230 103H231V105H230ZM245 103V104H244ZM10 104V103H9ZM156 104H157V106H156ZM225 105V106H223V105ZM89 105V106H90ZM138 105V106H137ZM144 105H146V106H144ZM168 105V106H167ZM199 105H200V108H199ZM241 105V106H240ZM245 107H244V106ZM186 106H188V107H190V108H192V109H190V108H188V107H186ZM217 106V107H216ZM218 106H219V108H218ZM222 108H221V107ZM88 107V106H87ZM146 109H145V108ZM184 107V108H183ZM207 107V108H206ZM225 107V108H224ZM228 107V108H227ZM247 107V108H246ZM54 108H55V106H54ZM56 108H60L59 107V104H57L56 105ZM55 108V109H56ZM121 108H122V106H121ZM152 108V109H151ZM173 108V109H172ZM182 108V109H181ZM221 108V109H220ZM241 108V109H240ZM84 109H86L85 107H84ZM83 109V110H84ZM150 109V110H149ZM156 109V110H155ZM143 110V111H142ZM152 110H153V112H152ZM172 110V111H171ZM184 110H185V113H184ZM189 110H192V111H189ZM202 110H205L204 112H205V114H207V116H209L208 114L209 113H212L213 114V117L212 118H205L204 116H206L205 114H204V116H201L202 114H200V112L202 111ZM212 110V111H211ZM221 110V111H220ZM224 110V111H223ZM225 110H226V112H225ZM229 110V111H228ZM244 110H245V112L246 113H244ZM131 111V112H132ZM161 111V112H160ZM179 111L180 112H182V115L179 113ZM206 111H207V113H206ZM141 112V113H140ZM158 112V113H157ZM164 112V113H163ZM178 114H177V113ZM190 114H189V113ZM193 112V113H192ZM225 112V113H224ZM230 114H229V113ZM125 113V112H124ZM156 113V114H155ZM183 113H184V115H183ZM194 114V115H193ZM197 114V115H196ZM2 114H0V116H1ZM135 115V114H134ZM153 115V116H152ZM176 115V116H175ZM189 115H191V116H189ZM196 115V116H195ZM198 115H199V117H198ZM188 116V117H187ZM224 116V117H223ZM176 117V119H174ZM191 117V118H190ZM218 117V118H217ZM185 118H188V119H185ZM193 118V119H192ZM194 118H196V119H194ZM198 118V119H197ZM217 118V119H216ZM233 118V115L231 114L230 115V119H232ZM44 119H46V117L44 118ZM178 119V120H177ZM190 119V120H189ZM182 120L183 122H185V123H183V122H180V121ZM187 120H188V122H187ZM191 120H192V123H193V121L195 122V123H191ZM43 121V120H42ZM174 121V122H173ZM179 121V122H178ZM181 123V124H180ZM188 123V124H187ZM160 124V125H159ZM172 124V125H171ZM187 124V125H186ZM171 125V126H170ZM186 125V126H185ZM227 125V126H226ZM186 128H185V127ZM223 126H224V128H223ZM151 127H152V125H151ZM180 127H182V128H180ZM188 127V128H187ZM188 129V130H187ZM190 129V130H189ZM191 129H193V130H191ZM182 130V131H181ZM187 130V131H186ZM178 131H180V132H178ZM173 133V134H172ZM179 133V134H178ZM171 135H172V137H171ZM174 135V136H173ZM264 137H263V139L261 140V142H260V144H259V146H257V147H255V149H253V148H251L250 149V153L248 152L247 153V155H243V154H240V151L241 150H232V151H230L228 154H229V157H230V159H229V157L228 156H226L225 158H223L221 161H219V162H217V163H213L210 167H208L207 169H206V173H207V171L208 170H210L212 173L213 172H222V171H224V170H226L227 168H228V170L230 171V173L232 172L235 176H240L241 175V173L243 172L242 170H243V168H244V164H250L252 161H254L255 160V158L259 155V153L260 152H263L264 151ZM261 147H263V150L261 149ZM256 148H257V150H258V153H257V150H256ZM259 148V149H258ZM259 150H260V152H259ZM253 151V152H252ZM230 153H233V154H231L230 155ZM249 154H250V156H249ZM257 154V155H256ZM261 154V153H260ZM233 155V156H232ZM232 156V157H231ZM248 156H249V158H248ZM256 156V157H255ZM228 158V159H227ZM108 159V158H107ZM249 159L251 160V161H249ZM233 160V161H232ZM22 163H24V161H22ZM229 163V164H228ZM229 165H230V167H229ZM238 165V166H237ZM240 166V167H239ZM234 168V169H233ZM242 168V169H241ZM191 170V169H190ZM189 170V171H190ZM248 170H250L249 168H248ZM248 170H247V172H248ZM192 171V170H191ZM190 171V176L191 177H193V178H197V177H199V176H201V174L202 173H196V172H191ZM252 171H253V174H256L255 173V171H256V167L254 166V167H252ZM196 173V174H195ZM264 174V173H263ZM263 179H264V177H263ZM225 181L226 180H224L223 182H222V184H217V185H215L213 188H211V190H210V192H208V193H210V196L211 197H209L208 199H209V201H208V199H207V201L205 200V201H203V200H200V197H199V195H198V197H197V194L195 193V192H187V191H185V189L184 188H182L183 190H184V192H183V190L180 188V189H178V188H175L176 190H180L182 193H187L188 194V196L187 197H192V200H194V201H200L199 203L200 204H204V205H208V206H221V205H223V204H231V203H235L236 201V196H233L234 195V187H235V182H229V183H227V185H226V183H225ZM233 186V187H232ZM224 187V188H223ZM226 188H228L230 191H229V196L228 195H224V191H225V189ZM224 190V191H223ZM231 192L233 193L232 195H231ZM223 193V194H222ZM192 194V195H191ZM191 195V196H190ZM224 195V196H223ZM231 195V196H230ZM221 196H223V197H221ZM193 197H194V199H193ZM11 197H7L6 199L7 200H9ZM226 198V199H225ZM211 199V200H210ZM216 200V201H215ZM224 200V201H223ZM226 200H228V201H226ZM16 200H14V201H11L10 202V204L8 203L7 205H6V207H9L8 209H11L12 207H10L11 205H12V202H15ZM216 203H215V202ZM218 201V202H217ZM223 201V202H222ZM233 201V202H232ZM204 202V203H203ZM225 202V203H224ZM227 202V203H226ZM222 203V204H221ZM217 204V205H216ZM218 204H220V205H218ZM22 206H23V208L25 207L24 206V204H22ZM22 206H20V209L22 210L23 208H22ZM28 211V210H27ZM249 216H251V215H249ZM172 226H174V225H172ZM176 228H177V226H176ZM77 230H81V229H77ZM118 232L117 233H115V235H117L118 236ZM97 240H100V239H98L97 238ZM110 244H113V243H111V242H109ZM264 258V257H263Z\"/></svg>",
    "mask_w": 264,
    "mask_h": 264
}]
</instances>
